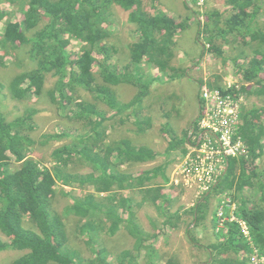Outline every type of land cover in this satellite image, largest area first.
Listing matches in <instances>:
<instances>
[{
  "label": "trees",
  "instance_id": "1",
  "mask_svg": "<svg viewBox=\"0 0 264 264\" xmlns=\"http://www.w3.org/2000/svg\"><path fill=\"white\" fill-rule=\"evenodd\" d=\"M161 1L0 0V26L4 25L0 30V66L8 65L6 57L13 56L11 63L24 67L10 78L9 94L0 93L23 108L12 120L0 110V232L5 235H0V253L23 251L9 258L12 264H137L143 252L146 264L158 262L153 245L157 231L144 229L137 213L142 203L149 202L163 215L166 227L179 229L180 210L171 207L179 196L174 187L179 186L173 185L166 193L162 184L154 182L161 176L169 183L164 164L142 172L123 168L154 159L156 153L136 145L129 136L115 137L114 129L131 119L138 136L150 127V118L140 117V102L149 95L151 82L140 78V66L185 75L187 68L180 71L171 61L174 37L190 26L192 18L197 25V43L208 45H203L197 59L209 54L231 60L234 71L249 84L231 87L229 92L241 95L247 103L263 102L261 106L252 103L250 108L242 102L238 133L247 144L248 155L228 158L225 172L186 212L190 222L185 234L191 245L208 251V257L198 264H247L250 245L236 223L229 222L226 233L216 232L219 238L210 244L194 232L199 225L208 228L210 221L215 231L216 210L214 214L209 196L227 194L238 204V215L249 225L251 240L264 255V169L260 167L264 157V0H223L228 9L206 8L203 23L196 8L186 1L188 14L182 21L162 10L151 13ZM3 3L13 10L2 9ZM191 3L196 5L197 0ZM116 5L128 12L127 19L139 34L125 56L112 40ZM73 39L81 43L77 56L69 52ZM225 45L237 53L225 55ZM48 76L56 80L45 88ZM197 82L200 87L206 84L223 92L218 74ZM117 85L134 86L137 92L122 103ZM3 87L0 81V89ZM81 92L87 97H81ZM33 94L37 98L43 94V100L56 106L57 114L68 116L78 134L73 138L65 126L56 132L38 131L35 115L40 110ZM110 110L113 113L108 115ZM167 133L173 137L171 129ZM198 133L195 119L182 137L169 141L167 150L184 145L185 154V143ZM58 139L66 141L51 149V166L30 153ZM78 165L88 170L80 171ZM60 197L69 202L60 206ZM209 213L212 220H208ZM121 228L134 239L132 248L117 250L109 243L117 234L125 236L118 233ZM165 264L181 263L176 255H170Z\"/></svg>",
  "mask_w": 264,
  "mask_h": 264
},
{
  "label": "rangeland",
  "instance_id": "2",
  "mask_svg": "<svg viewBox=\"0 0 264 264\" xmlns=\"http://www.w3.org/2000/svg\"><path fill=\"white\" fill-rule=\"evenodd\" d=\"M184 1H186L192 7L196 8L195 10L199 12L198 20H200V22L202 23L205 21L204 11L206 8H215V9L219 8L221 10L228 9V7L223 4V0H204L201 6L199 4V0H197L196 5L192 4L191 0H162L160 4L158 2L156 6L154 8H151V10L149 11L153 13V12H158V10L159 11L162 10L164 11V13L174 18L176 21H182L185 19V17L188 14V10H186L184 6ZM1 8L8 11L13 10L12 6H10L7 3H3L1 5ZM155 8H157L156 11H154ZM113 12L115 16L114 19L115 31H113L112 40L116 42L122 56H125L126 53L129 51L130 44L138 40L139 34L136 31V25L131 24L128 21L127 19L128 12L124 11L117 5L114 7ZM16 16L17 14L15 15V17ZM261 16H262V20H264V3H263V10ZM195 22L196 21H193L192 18V21L190 22V26H189L190 28L188 27V29L183 31L181 35L183 44L185 45H188L191 42L193 43L196 42L194 39V33L195 32L197 33V27H196L197 25L195 24ZM192 26L195 29L192 28ZM3 28L4 25L2 23V27L0 26V30H3ZM174 38H176V36ZM70 44L71 45L69 46V52L72 54V56H77V54L81 52L80 50L81 43H79L76 39H73ZM203 45L206 47L208 46L207 43L199 44L200 50H202ZM196 49L199 50V47L198 48L196 47ZM232 50L233 48H230L228 45L223 46V51L227 56H234V54L237 53V52L231 53ZM174 54H175L174 55L175 60L186 62L183 64H187V62L189 61L183 50H178L177 46H175L174 48ZM13 58H14L13 56H7L5 62L8 63V65L0 66V81L2 84H4V87L0 89L1 94H9V90L7 86L10 82L9 81L10 78L12 79V77L14 76V71L17 74L18 72H21L24 69V67L22 66L19 67L16 66L14 63H11ZM120 59L122 60L123 58ZM116 60H117L116 57L113 58V62H115ZM195 60L198 59L195 58ZM122 62L125 63L126 60L123 59ZM177 63L180 64L179 61H177ZM192 64L178 66V67L186 68L192 66ZM194 67L196 70H194L193 72L191 71V74L188 73L191 79L186 81L175 79L172 83H167L168 84L167 87L161 86L157 88L156 91H151L150 96L146 97L144 99V103L140 105V108H143V106H145L144 108H146V113L148 114V116L146 117L143 115L141 117L142 119L150 118V116L153 118L154 115L152 113H156L158 115V119H155L154 121L155 125L149 130L151 135L144 133L141 135L140 133V136H138L137 134H135L133 131V125L131 123L132 122L131 119V121L125 122L124 125L116 124L117 128H115L114 130L117 129V131L114 132V136L115 137L129 136L134 139V143L136 145H140V141L147 143L148 139L151 136H153L158 132L160 133V131L166 137L168 129H171V132H173V136H174V134L176 133L174 131L175 130L177 131L180 125L187 123V128H188V126L192 123L193 119L195 118V116L199 111L198 99L199 96H201L202 87H200L197 80L199 79L203 81L206 79L209 80L210 76H213L214 74H218L222 77V87H225L226 85L228 87L231 85L227 83L228 80L235 82V84L239 85V87L242 86L245 82V80L241 78L240 75L236 73V71H234L235 67L232 64L231 60L229 59L223 61L221 58L206 54L204 57L198 60L196 64H194ZM30 68L31 67L27 66V69ZM55 80H56L55 77L48 76L47 80H45V88L51 87L55 83ZM115 89L123 97V99L127 101L131 100L135 95V93L137 92V88L131 85H117ZM80 96L85 98L87 97V93L81 92ZM32 97L35 98L34 104H36V106L41 109V111H39L35 115L36 121L39 125L38 131L56 132L62 130V127L65 126L68 127L67 129H69V131L71 132V136H73V138L78 134V131L73 128L72 122L69 119V117L67 116V118H65L63 115L57 114L56 106L54 104H51L46 98L45 100H43V94L39 98H37L35 94H33ZM257 100L259 101V103L254 100H250L247 103L245 100L243 104L246 105L247 108H250L252 106V103H255L256 106H261L262 105L261 103L263 102L262 99H257ZM47 107H50L52 110L48 109ZM135 107H137V105L134 106V108ZM22 109H23L22 105H20L17 101L12 100V98L0 96V110H3L8 120H12L15 118V116L22 113ZM261 122L264 123V113L262 115ZM163 125L164 127H162ZM67 139L69 141L70 138ZM64 141L66 140L65 139L54 140L50 144H47L46 146L47 148L45 146L43 148L42 146H40L35 150H31L30 153L32 154V156L36 157L37 159H40L42 162H45V165L49 167L52 165L51 158L49 156L51 149L63 143ZM186 150H187V146H186ZM182 154H183L182 152L178 154V159L176 158L174 162V166L169 172V180H171V177L173 176L172 173L173 168H175ZM12 165L17 166V163L13 162ZM122 167L128 168L132 172H137L138 170H140V165L134 167L133 166L128 167L123 165ZM260 167L264 169V157L262 159ZM76 169L80 171L88 170L87 168L81 167L79 165L76 166ZM167 185L173 187L171 182L168 183ZM57 188H61V185L58 184ZM78 192L79 191H74V194H78ZM192 192L189 198L185 199L187 200L185 203L186 206H190L193 204L195 198L193 197ZM60 198H61L60 206L64 202H69V199H65L62 197ZM185 200L183 202H185ZM209 200L211 202V210L212 212L214 210L213 213L215 214V210L217 209V204L219 203L220 200V195L217 197H215L214 195H210ZM175 206H178V204ZM140 210L141 209L138 210L137 215L141 226L146 230L157 231L158 237H156L153 240L154 247L157 246L156 248H162L163 250H165L164 248L168 249L170 248L169 246L172 244L171 248L173 249H183V248L185 249L187 243H186V238L184 237L185 236L184 228L182 230L173 231V229L166 227L162 223L163 215L159 213V211L152 205L151 207L143 208L141 211ZM211 214L209 213L208 220H210ZM118 233H124L125 236H123L122 234H117L116 237L110 238L108 240L109 243L115 246L117 250H120L121 248H132L134 239L130 235H128V233L122 228L121 231H119ZM0 235L5 236L1 232ZM111 245L109 244L107 245L110 251L112 250ZM81 246H83V243L81 244ZM183 252L185 251L183 250ZM21 253H23V251H19L17 249L1 252L0 264H12L10 259L14 258L16 255ZM137 264H140V260Z\"/></svg>",
  "mask_w": 264,
  "mask_h": 264
},
{
  "label": "built area",
  "instance_id": "3",
  "mask_svg": "<svg viewBox=\"0 0 264 264\" xmlns=\"http://www.w3.org/2000/svg\"><path fill=\"white\" fill-rule=\"evenodd\" d=\"M204 0H199L200 6ZM222 89L210 88L206 84L201 87L203 108L198 119L201 131L200 139L187 145L173 168L172 185L192 190L196 197L211 190L218 178L225 172L229 157L248 155V147L238 133L240 125L241 104L243 97L229 92L231 87L239 88L231 80ZM248 85V83H244ZM236 223L241 236L249 243L247 264H263L264 255L251 240L247 222L238 215L237 204L227 194L220 195L216 209V232L226 233L228 223Z\"/></svg>",
  "mask_w": 264,
  "mask_h": 264
},
{
  "label": "crops",
  "instance_id": "4",
  "mask_svg": "<svg viewBox=\"0 0 264 264\" xmlns=\"http://www.w3.org/2000/svg\"><path fill=\"white\" fill-rule=\"evenodd\" d=\"M167 10V9H165ZM169 14V13H168ZM190 28V27H189ZM192 28H194L192 26ZM188 29V28H187ZM195 29V28H194ZM185 31V30H184ZM182 33L183 31L179 32L176 35L175 41H176V46L178 50H183V52L186 54L187 59L189 60L187 62V64H183L186 63L184 61H180V60H175V57L172 59L171 61V65L174 67H178V66H183V65H188V64H192V66L190 67H186L187 68V73L185 75H183L182 73L179 74L177 71H161L159 72L158 69L152 65H149L147 68L143 65L140 66V68H142V71L140 72V74H142L140 76V78H142L144 81L151 82L150 88H149V95L147 97L150 96L151 91H156L157 88L161 87V86H168L167 83H172L175 79H179L182 81H186L191 79L188 75L191 74V71L193 72L195 69L194 67V63H195V58L197 59L198 55L200 54V46L197 43L196 40V32L194 33V39H195V43L191 42L188 45L183 44L182 41ZM196 47H199V50L196 49ZM177 61L180 62V64L177 63ZM192 62V63H191ZM180 71H181V67H180ZM195 81V79H194ZM120 96V100L122 103L127 102V100L123 99V97L118 93V97ZM146 97H144L141 102L140 105H142L144 103V99ZM32 100H35V98H33ZM159 104V103H158ZM100 107H102L103 109H107V107L104 104H98ZM145 106H143V108H140V117H142L143 115L146 117L148 116V114L146 113V108H144ZM48 109L52 110L50 107H47ZM198 108L200 110V102L198 99ZM40 109V108H39ZM41 111V109H40ZM113 113V110H110V112L108 113V115H111ZM153 118L150 116V120H151V125L150 127L146 130V132L144 134H149L150 133V129L155 125L154 121L155 119H158V115L156 113H152ZM199 114V111L197 113V115L195 116V118L193 119V121L197 118ZM192 121V122H193ZM192 123L188 126L187 128V123H184L182 125H180V127H178L177 131L175 130V134L173 137H175L176 139L182 137L184 135V133L189 130V128L191 127ZM163 127V126H162ZM160 129V128H159ZM162 129V128H161ZM163 131V130H162ZM192 131L190 132L191 135ZM143 133H141L142 135ZM171 136L168 135L165 137V135L160 131V133H156L153 136H151L148 139V142H143L140 141V146L143 144V146H147L150 147L154 150V152L156 153V157L154 159H148L147 161H141L140 162V172H142V170L145 169H150L154 166H157L159 164H164L166 166V175L169 178V172L171 171L172 167L174 166V162L176 160V158L178 159V154H180L182 152V147H184V145H179L176 146L174 149L168 151L167 147H168V143L169 141H171V139L173 138ZM192 139V138H191ZM190 140H188L186 143H188ZM185 143V149L187 144ZM170 181V180H169ZM154 182L162 184L163 188H164V192L168 193L169 192V188L171 187L170 185H167L168 183H164L163 179L161 178V176H158L157 178L154 179ZM153 183V182H152ZM177 187H174L175 190H177V193L179 194V196H175V199L173 200L172 203V211L174 210H180V214H181V226L179 229L177 230H182L184 228V233H185V225L190 222V216L186 213L189 208L195 203L196 199V194L194 192H192L191 190H187L185 188H181L178 187V189H176ZM172 194V191H170ZM191 192L193 193V197L195 198L193 201V204L190 206H186L185 203L187 200V198H189V196L191 195ZM185 200V202H183ZM176 203V204H175ZM178 206H175L177 205ZM153 206V205H152ZM147 207H151L149 205V202H144L142 203V205L140 206V209L142 210L143 208H147ZM140 210V211H141ZM213 215L210 216V220H212ZM141 219V218H140ZM208 224L210 225L208 228H203L200 225L197 226V228H195L194 232L195 235L201 239V241L205 244H210L214 241H216L217 238H219V235L216 234V232L214 231V224H212V221H210V223L208 222ZM194 225V223L192 224V226ZM174 230V231H177ZM186 238V247L185 249H173L171 248L172 244L169 246L170 248L163 250L162 248H157L158 249V254H159V258H158V262L156 264H165L168 257L170 255H176L180 261L181 264H198L199 262H201L203 259L205 260L208 257V251L204 250V249H199L193 245L190 244V242L188 241L186 234L184 236ZM173 241V240H172ZM172 243V242H171ZM157 247V246H156ZM183 250L185 252H183ZM203 260V262H204ZM146 259L144 257V252L142 253L141 257H140V264H146Z\"/></svg>",
  "mask_w": 264,
  "mask_h": 264
},
{
  "label": "clouds",
  "instance_id": "5",
  "mask_svg": "<svg viewBox=\"0 0 264 264\" xmlns=\"http://www.w3.org/2000/svg\"><path fill=\"white\" fill-rule=\"evenodd\" d=\"M200 98H201V96H200ZM202 100V99H201ZM199 101L200 102V110H199V114H198V116H197V127H198V119H199V117H200V115H201V112H202V108H203V102L202 101ZM244 103V102H243ZM198 134H196V135H194L193 137H192V139L187 143V145H189L190 143H193L194 142V138L196 137V141L198 142L199 141V139H200V134H201V131L199 130V127H198ZM230 158V157H229ZM201 195H199V196H197L196 197V199L197 198H199Z\"/></svg>",
  "mask_w": 264,
  "mask_h": 264
}]
</instances>
